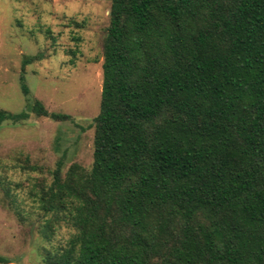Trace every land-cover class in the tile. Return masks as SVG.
I'll return each mask as SVG.
<instances>
[{
	"label": "trees",
	"instance_id": "1",
	"mask_svg": "<svg viewBox=\"0 0 264 264\" xmlns=\"http://www.w3.org/2000/svg\"><path fill=\"white\" fill-rule=\"evenodd\" d=\"M108 16L91 168L59 160L33 186L44 236L74 230L44 264H264V0H110ZM41 59L23 58L28 110L0 126L72 120L30 97Z\"/></svg>",
	"mask_w": 264,
	"mask_h": 264
},
{
	"label": "rangeland",
	"instance_id": "2",
	"mask_svg": "<svg viewBox=\"0 0 264 264\" xmlns=\"http://www.w3.org/2000/svg\"><path fill=\"white\" fill-rule=\"evenodd\" d=\"M109 8L110 0H0V110H28L19 84L22 60L41 54L24 68L30 97L72 119L31 114L25 123L0 126V257L10 264H44L45 252L74 233L55 222L44 236L49 216L32 190L37 182L50 183L59 160L63 173L74 163L91 168ZM25 159L39 170L23 169Z\"/></svg>",
	"mask_w": 264,
	"mask_h": 264
}]
</instances>
